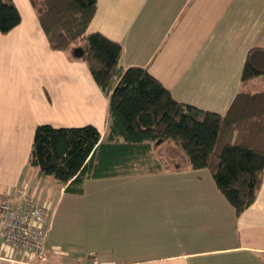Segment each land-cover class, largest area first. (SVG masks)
<instances>
[{"label": "crops", "instance_id": "0c3cea01", "mask_svg": "<svg viewBox=\"0 0 264 264\" xmlns=\"http://www.w3.org/2000/svg\"><path fill=\"white\" fill-rule=\"evenodd\" d=\"M13 1L21 22L0 33V200H34L36 181L60 186L64 195L59 183L27 165L35 127L92 124L104 137L108 97L84 62L50 48L30 1ZM94 31L121 43L123 68L147 67L177 101L224 115L241 88L247 51L264 47V0H97L88 27ZM157 146L152 154L162 167L149 175L169 172ZM204 171L187 161L181 183L86 180L78 202L87 207L79 211L80 230L90 249L60 250L50 214L41 264H264V175L255 201L237 216ZM93 189L101 198H85ZM161 230L185 247L165 246Z\"/></svg>", "mask_w": 264, "mask_h": 264}, {"label": "trees", "instance_id": "16d2710c", "mask_svg": "<svg viewBox=\"0 0 264 264\" xmlns=\"http://www.w3.org/2000/svg\"><path fill=\"white\" fill-rule=\"evenodd\" d=\"M29 1L50 48L87 65L108 97V114L104 137L92 124L36 125L28 167L81 195L89 179L159 171L162 162L152 151L161 140L183 152L191 169L209 170L235 215L255 201L264 175V47L247 51L241 88L221 115L177 101L147 67L123 68L121 43L88 32L97 0ZM20 22L14 1L0 0V33ZM258 77L261 84L251 87Z\"/></svg>", "mask_w": 264, "mask_h": 264}, {"label": "rangeland", "instance_id": "374dc122", "mask_svg": "<svg viewBox=\"0 0 264 264\" xmlns=\"http://www.w3.org/2000/svg\"><path fill=\"white\" fill-rule=\"evenodd\" d=\"M158 5H160L159 2ZM157 147V149H160L163 152L165 151L163 157L168 164L169 172H160L155 175H134L136 177L127 176L128 178H123L122 180H136L142 181V183L149 181H168L177 183L185 182V165L187 163L185 154L169 142L160 143ZM202 175L204 176V181L206 183L215 184L212 175L208 170L205 169ZM49 179L53 178L50 177ZM43 182H35L36 186H34L33 188L32 196H34L35 201H38L42 204H47L50 209L53 223L52 231L50 234L52 235V242L56 244L60 250H67L71 253L75 252L78 254L87 252L90 249V245L87 241L84 240L85 230H80V228L85 225V216L84 213H79V211L87 208L85 206L79 205L78 201L82 200V197L80 195H60V186H58L59 184H57L58 187H55L49 183L41 185ZM101 194L103 195V197H106L103 198V200L108 199L107 194L103 192ZM95 197L101 198L99 189H93L92 192H89V194L85 196V198L87 199H92ZM115 234L116 232L109 233V237H114ZM164 234V230H161L160 241L168 248H176L182 250L183 247H185V241L182 238L173 236L171 233H169L167 237H165Z\"/></svg>", "mask_w": 264, "mask_h": 264}, {"label": "built area", "instance_id": "2783aa9c", "mask_svg": "<svg viewBox=\"0 0 264 264\" xmlns=\"http://www.w3.org/2000/svg\"><path fill=\"white\" fill-rule=\"evenodd\" d=\"M51 226L50 209L33 199L0 201V262L41 264Z\"/></svg>", "mask_w": 264, "mask_h": 264}, {"label": "water", "instance_id": "95a60500", "mask_svg": "<svg viewBox=\"0 0 264 264\" xmlns=\"http://www.w3.org/2000/svg\"><path fill=\"white\" fill-rule=\"evenodd\" d=\"M81 52H82V51H80V53H81ZM160 143H161V140H158V141H157V144H160Z\"/></svg>", "mask_w": 264, "mask_h": 264}]
</instances>
